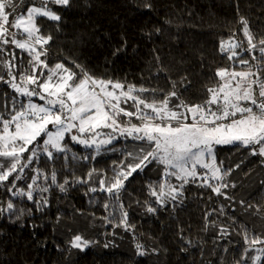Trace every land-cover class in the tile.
Segmentation results:
<instances>
[{
    "label": "snow or ice",
    "instance_id": "snow-or-ice-1",
    "mask_svg": "<svg viewBox=\"0 0 264 264\" xmlns=\"http://www.w3.org/2000/svg\"><path fill=\"white\" fill-rule=\"evenodd\" d=\"M50 5L68 9L71 0H30L26 8L22 7V0H0V54L7 57L0 59V71L3 72L0 82L14 92L10 98L5 94L0 101V187L6 186L11 197L26 198L43 213L50 207L48 194L53 187L67 192L68 178L58 182L55 167L46 171L39 166L41 157L49 165L61 158L67 163L69 153L73 160L90 158L72 153L65 143L66 138L92 149L95 155L91 159L113 141L130 139L133 142V147L122 151L120 162L112 165L111 177L93 168L73 181L89 184L93 176L99 177L94 181L99 187H89L88 191L103 192L115 201V206L120 209V221L114 227L125 231H134L136 226L129 223V213L124 209L120 194L126 191V184L134 175L142 173L149 165L159 167L161 176L158 185H147L148 195L155 197L153 203L157 206L153 207L147 200L143 202L146 212L155 216L158 208L161 211L175 209L182 202L185 185L190 182L211 189L216 196L231 199L222 189L235 185L221 183L230 175L231 169L221 172L223 161L217 163V146H243L264 163V35L256 40L245 17L240 16L239 23L247 46L236 40L234 34L228 40H221L219 52L226 55L229 66L215 70L217 82L212 87L205 86L204 99L189 103L182 96L193 87L192 80L187 72L173 80L156 47L151 49L147 62L149 75H142L141 80L151 83L153 79L163 77L168 83L167 90L145 87L144 83L137 86L126 80L97 77L68 57L50 65L46 46L54 36L51 33L44 35L37 23L38 18H43L55 23L57 33L62 32V16ZM144 7L152 9L147 2ZM144 35L151 40L153 36H162V29L154 27ZM17 49L21 53L20 64L16 62ZM126 49L125 41L113 50L112 55L117 56ZM244 53L249 54L248 59L243 58ZM187 63L183 59L175 61L181 68ZM199 66L204 67L202 59ZM236 66H241L242 70L237 71ZM172 68L175 70L174 65ZM111 150L120 151L114 147ZM25 153H28L26 159ZM25 169L31 176L25 175ZM170 178L179 183H171ZM18 181H23L26 187H17ZM103 207L108 209L109 204L104 203ZM249 208H254L255 214L259 215L258 206L248 205L245 212ZM27 211L31 215V209ZM219 211L223 214V206ZM215 212V208L205 212V230L211 224L220 235L228 236L229 226L208 221ZM24 214L25 210L17 208L12 199L6 206H0V215H6L10 223H16ZM109 216L102 219L111 224L113 221ZM61 218L56 216L57 225ZM260 219L264 220V216ZM231 223L240 229L244 241L240 259L234 264H258L264 256V234L253 225L238 223L235 218ZM67 231L71 233V228ZM65 243L71 252L72 249L84 251L98 241L85 239L77 232ZM56 247L64 251L59 245ZM104 247L109 245L105 243ZM136 248L139 255L147 254L142 244L137 243ZM160 250L152 248L151 252ZM249 252L256 255L249 256Z\"/></svg>",
    "mask_w": 264,
    "mask_h": 264
},
{
    "label": "trees",
    "instance_id": "trees-1",
    "mask_svg": "<svg viewBox=\"0 0 264 264\" xmlns=\"http://www.w3.org/2000/svg\"><path fill=\"white\" fill-rule=\"evenodd\" d=\"M29 2L22 0V7L26 8ZM145 2L152 5L151 10L144 7ZM50 7L62 16V32L55 31L54 22L43 18L37 20L44 35L51 33L54 36V40L46 46L49 48L50 65L68 57L97 77L126 80L137 86L144 83L145 87L167 90L168 83L163 77L153 79L151 83L141 80L142 75H149L147 62L151 49L156 47L173 80H178L186 72L189 80H192L193 87L182 96L189 103L204 99L205 86L212 87L217 82L215 70L229 66L226 55L219 52V43L228 40L233 34L236 39H243L240 16L248 20L256 40L264 35V0H71L68 9ZM154 27L162 29V36H153L149 40L144 33ZM125 41L127 49L113 56V50L120 48ZM11 47L8 46L9 50ZM16 55V62L20 64L19 49ZM246 57L249 58V54L244 53L243 58ZM3 58L7 57L0 54V59ZM24 59L26 62V54ZM181 59L188 61L183 68L175 65V61ZM201 59L203 68L199 66ZM67 66L71 67L70 64ZM236 69L241 70L242 67L236 66ZM0 74L3 72L0 71ZM5 79H8L6 75ZM11 92L9 87L0 82V98ZM65 143L78 157L87 155L90 158L73 160L69 153L67 163L61 158L49 165L41 157L39 166L46 171L55 167L58 182L62 183L65 177L70 181L66 193L55 187L50 190V207L43 213L36 210L33 202L26 198L11 197L6 186L0 187V206H6V202L12 199L17 208L25 210L16 223H10L6 215H0V264H234L240 259L244 241L239 234L240 229L232 225L231 220L235 218L238 223L250 224L245 217V210L231 208L211 189L190 182L185 185L182 202L175 209L165 208L161 211L158 208L157 214L153 216L146 212L143 202L147 200L153 207L157 206L153 203L155 197L148 195L147 185H158L161 178L143 173L135 174L126 184V191L121 192L120 199L129 213V223L136 226L132 232L140 240L145 238L150 249L143 256L105 251L107 236L119 229L114 225L120 221V209L105 193L88 191L89 187H99L94 183L99 177L93 176L89 184L73 181L84 177L93 168L111 177V167L120 162L126 147L122 142L116 143L102 149L100 155L91 159L95 155L92 149L83 148L67 138ZM113 147L120 151H112ZM244 149L236 145L217 147L218 163L223 161L232 167L241 164V160H236V157ZM261 163L258 158L252 166L241 171L250 175ZM22 187L26 185L23 183ZM104 203L109 204L108 209L103 207ZM248 205L258 206L259 215L264 216V187L251 195L246 207ZM221 206L223 214L219 211ZM212 208L217 209V212L208 217V221L229 226L228 236L220 235L211 224L205 230V212ZM28 209H31V215ZM57 215L62 217L58 225L55 222ZM104 216H109L113 223L103 220ZM69 228L71 233L67 231ZM77 232L98 243L84 251L72 249L69 252L65 241ZM57 245L64 251L58 250ZM152 248L161 250L152 253ZM149 253L156 255L150 257ZM248 255L254 256L256 253L249 252ZM258 264H264V256Z\"/></svg>",
    "mask_w": 264,
    "mask_h": 264
},
{
    "label": "rangeland",
    "instance_id": "rangeland-1",
    "mask_svg": "<svg viewBox=\"0 0 264 264\" xmlns=\"http://www.w3.org/2000/svg\"><path fill=\"white\" fill-rule=\"evenodd\" d=\"M236 40L243 41L244 44L246 43V38L244 36L243 39L240 40L236 39ZM237 51H240V49H237ZM245 59H248V57H246ZM237 71H239V69ZM13 95L14 92L12 91L7 96L10 98ZM2 99L3 97L0 98V101H2ZM33 99L37 103H42L37 98H33ZM133 122L136 121L134 120ZM119 142H122L126 148H131L134 146L133 142L130 139L127 140L121 139V140L113 141L112 145ZM112 145L106 146L105 148H108ZM224 146H231V145H224ZM27 155L28 153L24 154L25 159L27 158ZM216 156H217V151H216ZM258 158L261 159L259 156L251 155L249 151L245 148L236 157V160H241V164H237L239 165V167H236L237 165L232 167L228 163H223L221 172L223 173L225 169H231V173L230 175L225 176L224 179L221 181V183H229L230 185L234 184L235 187H228L226 189H222V191L225 192L228 197H231V199H226L224 196H219V198L225 204L229 205L231 208H235L239 211H244L246 208V202L251 197V195L254 194L256 191H258L260 188L264 187V163H261L256 168L255 172L250 175H245L241 171L242 168H248L249 166H252L253 163ZM217 163H218V157H217ZM142 173L150 177L161 178L160 168L154 165H149L147 168L144 169ZM25 175L31 176V173L28 171V169H25ZM170 182L173 184L179 183L178 181L175 180V178H170ZM23 183H24L23 181H18L17 187H22ZM240 201H244V203L241 204L239 203ZM260 216L261 215L255 214V209L249 208L248 211L246 212L245 217L251 225L255 226V229L257 231L264 234V220L260 219ZM114 233L115 235L111 234L107 236L106 243L109 245V247L107 248L104 247V250L107 252H113V253L118 252L131 256H138L139 250L136 248L137 243L142 244L146 250L150 249L147 246L149 242H147L145 238H142L141 240L138 239L132 231H125L123 228H119L115 230ZM155 255L156 254L149 253L150 257Z\"/></svg>",
    "mask_w": 264,
    "mask_h": 264
}]
</instances>
